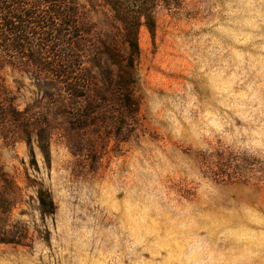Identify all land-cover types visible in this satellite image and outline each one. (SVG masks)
<instances>
[{
	"label": "rangeland",
	"instance_id": "1",
	"mask_svg": "<svg viewBox=\"0 0 264 264\" xmlns=\"http://www.w3.org/2000/svg\"><path fill=\"white\" fill-rule=\"evenodd\" d=\"M80 5L89 39L115 38L103 0ZM154 19L134 113L89 43V99L0 70L21 115L0 128V164L23 243L0 244V264H264V0L160 1Z\"/></svg>",
	"mask_w": 264,
	"mask_h": 264
},
{
	"label": "trees",
	"instance_id": "2",
	"mask_svg": "<svg viewBox=\"0 0 264 264\" xmlns=\"http://www.w3.org/2000/svg\"><path fill=\"white\" fill-rule=\"evenodd\" d=\"M160 1L177 0H103L113 13L116 29L115 38L107 42L89 39L80 0H0V70L11 66L60 87L67 94L61 104L89 99L99 94L95 78L85 67L89 43L96 62L105 55L118 67V73L110 76V83L122 93V103L134 113L132 92L135 63L140 57L139 31L145 26L154 37V10ZM15 100L0 76V128L8 119H21ZM18 190L0 164V244H23L9 231L6 221L16 205ZM38 198L40 212L53 215L55 205L50 193L40 190Z\"/></svg>",
	"mask_w": 264,
	"mask_h": 264
}]
</instances>
